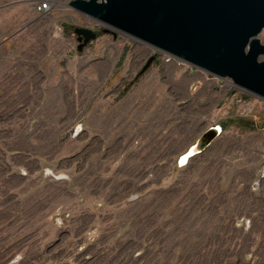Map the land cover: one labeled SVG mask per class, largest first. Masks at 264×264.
I'll return each mask as SVG.
<instances>
[{"label": "rangeland", "instance_id": "1", "mask_svg": "<svg viewBox=\"0 0 264 264\" xmlns=\"http://www.w3.org/2000/svg\"><path fill=\"white\" fill-rule=\"evenodd\" d=\"M69 1L0 54V264H264V99Z\"/></svg>", "mask_w": 264, "mask_h": 264}, {"label": "water", "instance_id": "2", "mask_svg": "<svg viewBox=\"0 0 264 264\" xmlns=\"http://www.w3.org/2000/svg\"><path fill=\"white\" fill-rule=\"evenodd\" d=\"M68 5L102 25L129 35L264 99V0H70ZM80 48L97 38L76 27ZM156 57L148 58L141 72ZM220 132L212 127L192 151Z\"/></svg>", "mask_w": 264, "mask_h": 264}, {"label": "crops", "instance_id": "3", "mask_svg": "<svg viewBox=\"0 0 264 264\" xmlns=\"http://www.w3.org/2000/svg\"><path fill=\"white\" fill-rule=\"evenodd\" d=\"M40 0H0V54L4 56L17 55V49H12L11 34L15 23H32L35 18L30 17L26 11L31 3ZM53 1V0H52ZM54 3V2H53ZM15 27V26H14ZM8 33V34H7ZM14 33V32H13Z\"/></svg>", "mask_w": 264, "mask_h": 264}, {"label": "built area", "instance_id": "4", "mask_svg": "<svg viewBox=\"0 0 264 264\" xmlns=\"http://www.w3.org/2000/svg\"><path fill=\"white\" fill-rule=\"evenodd\" d=\"M53 6L54 5L52 0H40L36 3L35 8L40 14H46L53 8ZM262 177L264 178V172L262 173ZM258 182L259 181H257V183Z\"/></svg>", "mask_w": 264, "mask_h": 264}, {"label": "bare ground", "instance_id": "5", "mask_svg": "<svg viewBox=\"0 0 264 264\" xmlns=\"http://www.w3.org/2000/svg\"><path fill=\"white\" fill-rule=\"evenodd\" d=\"M184 159H186V156H185V157H183V160H184Z\"/></svg>", "mask_w": 264, "mask_h": 264}, {"label": "flooded vegetation", "instance_id": "6", "mask_svg": "<svg viewBox=\"0 0 264 264\" xmlns=\"http://www.w3.org/2000/svg\"><path fill=\"white\" fill-rule=\"evenodd\" d=\"M78 39H79V35H78ZM81 42V41H80Z\"/></svg>", "mask_w": 264, "mask_h": 264}]
</instances>
